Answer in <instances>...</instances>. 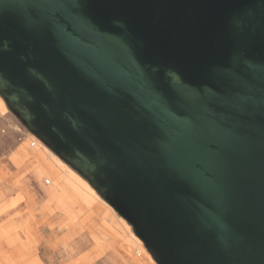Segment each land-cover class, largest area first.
I'll return each mask as SVG.
<instances>
[{
    "label": "water",
    "instance_id": "water-1",
    "mask_svg": "<svg viewBox=\"0 0 264 264\" xmlns=\"http://www.w3.org/2000/svg\"><path fill=\"white\" fill-rule=\"evenodd\" d=\"M0 97L156 264H264V0H0Z\"/></svg>",
    "mask_w": 264,
    "mask_h": 264
},
{
    "label": "rangeland",
    "instance_id": "rangeland-1",
    "mask_svg": "<svg viewBox=\"0 0 264 264\" xmlns=\"http://www.w3.org/2000/svg\"><path fill=\"white\" fill-rule=\"evenodd\" d=\"M4 107L5 114L0 107V264H132L135 258L140 264H156L146 249L148 258L136 257L140 249L127 222L93 189L99 200L72 180L59 164L62 161ZM42 159L54 161L59 173L55 169L52 178L39 167ZM35 185L43 191L37 205L31 195Z\"/></svg>",
    "mask_w": 264,
    "mask_h": 264
},
{
    "label": "bare ground",
    "instance_id": "bare-ground-1",
    "mask_svg": "<svg viewBox=\"0 0 264 264\" xmlns=\"http://www.w3.org/2000/svg\"><path fill=\"white\" fill-rule=\"evenodd\" d=\"M0 106H1V112L2 114H5L6 113V108L3 106V103L2 101L0 100ZM46 147V146H45ZM47 148V147H46ZM57 157V156H56ZM44 160V159H43ZM41 162V161H40ZM59 164L62 165L66 171H68V173L70 174L71 176V179L76 181L82 188L85 189V191H87L91 196H93L94 198L98 199V196L95 194V192L93 191L94 189L83 179L81 178L79 175H77L76 172L72 171L70 168H68L65 163L63 164L62 162L59 161ZM48 167V166H47ZM49 168V167H48ZM50 169H52L50 167ZM57 175V174H55ZM54 176V174H53ZM93 189V190H92ZM103 203V202H102ZM105 205V204H104ZM124 220V219H123ZM125 221V220H124ZM133 241H135V245L140 249V253L136 252V257H140L141 254L145 255L147 258L149 257L148 256V253L145 251V248L143 247V245L141 244V241L140 239H138L136 236H133ZM134 243V242H133ZM140 260L138 258H135L133 261H132V264H140L139 262ZM153 261V260H152ZM150 262V261H149Z\"/></svg>",
    "mask_w": 264,
    "mask_h": 264
},
{
    "label": "crops",
    "instance_id": "crops-1",
    "mask_svg": "<svg viewBox=\"0 0 264 264\" xmlns=\"http://www.w3.org/2000/svg\"><path fill=\"white\" fill-rule=\"evenodd\" d=\"M1 107V106H0ZM2 110V109H1ZM1 114H2V112H1ZM43 160V159H42ZM39 163V167L40 168H42V169H46L47 170V172H50L51 174H52V178L54 177L53 176V174L55 175L56 174V171H57V173H59L58 172V169L59 168H57V165L54 163V161H53V163H49V162H47V161H42V162H38ZM49 168H48V167ZM50 167L52 168V169H50ZM55 169H57L56 171H55ZM70 178V177H69ZM45 183H46V181H45ZM48 184L47 185H49L50 184V181L49 182H47ZM39 191L40 192H43L42 191V189H40V187L39 186H37V185H35V192L33 193V194H31L33 197H34V199H35V203H36V205L38 204V202H39V198H38V193H39ZM40 194V193H39ZM22 210V209H21ZM22 212H25V210H22ZM21 212V213H22ZM21 219H19V221H21V222H23V221H25V218L24 217H20Z\"/></svg>",
    "mask_w": 264,
    "mask_h": 264
},
{
    "label": "built area",
    "instance_id": "built-area-1",
    "mask_svg": "<svg viewBox=\"0 0 264 264\" xmlns=\"http://www.w3.org/2000/svg\"><path fill=\"white\" fill-rule=\"evenodd\" d=\"M46 184H47V182H46Z\"/></svg>",
    "mask_w": 264,
    "mask_h": 264
}]
</instances>
